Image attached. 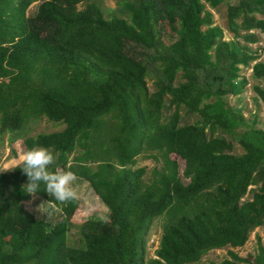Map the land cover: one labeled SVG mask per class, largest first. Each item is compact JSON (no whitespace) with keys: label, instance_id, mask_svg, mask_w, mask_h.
Listing matches in <instances>:
<instances>
[{"label":"trees","instance_id":"trees-1","mask_svg":"<svg viewBox=\"0 0 264 264\" xmlns=\"http://www.w3.org/2000/svg\"><path fill=\"white\" fill-rule=\"evenodd\" d=\"M120 12L128 19L92 0H0V135L21 140L23 153L48 148L50 170L88 182L109 211L70 247L80 200L60 204L41 185L58 219L39 220L24 206L18 165L0 173V264H198L264 228V130L250 129L249 148L233 154L228 136L240 137L244 117L226 100L254 64V100L264 104V48L248 47L264 34V0H132ZM181 106L196 123L180 124ZM41 118L64 128L30 136ZM140 156L156 163L149 173ZM175 203L191 206L147 260L153 223ZM256 239L254 256L231 251L220 264H264Z\"/></svg>","mask_w":264,"mask_h":264},{"label":"rangeland","instance_id":"rangeland-1","mask_svg":"<svg viewBox=\"0 0 264 264\" xmlns=\"http://www.w3.org/2000/svg\"><path fill=\"white\" fill-rule=\"evenodd\" d=\"M97 2L104 10L107 17H109L113 11V14L120 17H125L128 19L126 13H121L120 10L129 9L132 4V0H92ZM38 2L35 4L37 6ZM80 5L79 8H82ZM214 27L222 26L221 19L219 15L213 13ZM179 26V22H177ZM257 36L258 43L255 45H248L253 51L257 49L264 48V34L259 32H253ZM226 41L232 40V37L225 36ZM262 59V57H261ZM241 68V77L247 80V85L243 89L242 93L233 97L230 96L226 98L231 105L236 106L241 111L244 120L243 126L240 127L236 134H239V138H232L228 136V139L233 141V154L241 155L249 148L254 140L249 131L250 129H261L264 130V104L261 102H256L254 100L255 95L252 91V86L257 83L251 81V67ZM149 89L151 93L155 91L153 81L150 80ZM172 109H166L165 113L169 114L173 111ZM181 113V125L196 123L199 119L198 114L186 112V108L180 107ZM64 128L63 124L49 122L46 118H41L39 122L36 123L30 136H35L39 133H52L59 132ZM22 141L18 140L14 143L8 141L7 135H0V173L10 171L14 167L20 164V158L23 154ZM173 159L176 157L172 156ZM180 165V172L184 169V162L177 159ZM156 163L151 159H146L145 157L138 158L137 167H146L148 173L155 167ZM186 182V180H184ZM75 191L78 195V200H80V205H78L77 210L73 214L70 221L67 238L68 246L70 247H80L82 244V237L80 235V228L89 221H107L109 211L107 206L102 202V200L93 192L91 186L83 179L77 178V181L73 185ZM255 187H250L254 189ZM251 197V193H248L243 200H247ZM33 202L29 205L28 201ZM30 200L24 202V206L28 209L35 217L39 220L46 222L56 221L58 219V210L49 209L42 197L37 196L34 200L31 197ZM44 203L41 207V213L37 212V206ZM191 206L190 203H175L173 206L164 214L161 218L157 219L150 230L147 237V260L155 259L156 252L160 247V243L164 234V230L173 223V220L178 217V215L184 213ZM50 213V215H49ZM260 238L261 244L264 247V228L256 229L249 236L247 243L242 248L232 249L226 248L223 250L211 251L206 254L198 264H220L225 259H228L229 252H235L240 258L252 257L255 255L257 250V239Z\"/></svg>","mask_w":264,"mask_h":264},{"label":"clouds","instance_id":"clouds-1","mask_svg":"<svg viewBox=\"0 0 264 264\" xmlns=\"http://www.w3.org/2000/svg\"><path fill=\"white\" fill-rule=\"evenodd\" d=\"M55 163V156L48 148L37 146L26 150L17 166L23 175L27 177V182L22 185V192L31 196L33 200L37 193L41 192V185L48 196L54 198L60 204H66L77 200L78 195L73 185L77 181V176L71 171L62 169L50 170V166ZM33 201H28L31 205ZM44 203L37 206L36 211L41 213ZM50 215V213H49Z\"/></svg>","mask_w":264,"mask_h":264}]
</instances>
